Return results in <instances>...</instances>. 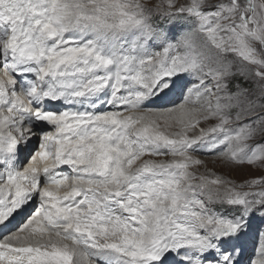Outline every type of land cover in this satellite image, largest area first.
<instances>
[{"label": "snow or ice", "instance_id": "snow-or-ice-1", "mask_svg": "<svg viewBox=\"0 0 264 264\" xmlns=\"http://www.w3.org/2000/svg\"><path fill=\"white\" fill-rule=\"evenodd\" d=\"M0 264H264V0H0Z\"/></svg>", "mask_w": 264, "mask_h": 264}, {"label": "rangeland", "instance_id": "rangeland-1", "mask_svg": "<svg viewBox=\"0 0 264 264\" xmlns=\"http://www.w3.org/2000/svg\"><path fill=\"white\" fill-rule=\"evenodd\" d=\"M208 161V166L210 168H213V170H219L220 166L219 165H213L212 164V159L211 158H205Z\"/></svg>", "mask_w": 264, "mask_h": 264}]
</instances>
